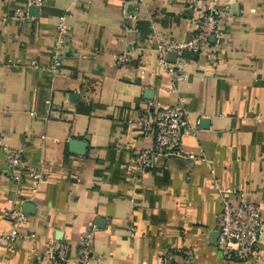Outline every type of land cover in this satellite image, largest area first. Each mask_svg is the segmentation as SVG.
<instances>
[{
  "label": "crops",
  "instance_id": "0c3cea01",
  "mask_svg": "<svg viewBox=\"0 0 264 264\" xmlns=\"http://www.w3.org/2000/svg\"><path fill=\"white\" fill-rule=\"evenodd\" d=\"M25 3L0 0V140L44 180L33 192L27 171L21 182L8 177L0 146V237L14 227L8 211L25 214L15 243H0V264H54L58 244L69 246L64 264H76L87 229L88 264H183V248L191 264H264V247L225 257L216 229L222 190L259 204L264 223V0L212 5L213 58H176L182 82L158 47L191 40L209 0L197 11L187 0H45L15 18ZM61 16L70 36L51 73ZM178 103L189 121L182 155L136 175L135 155L153 143L137 120Z\"/></svg>",
  "mask_w": 264,
  "mask_h": 264
},
{
  "label": "built area",
  "instance_id": "2783aa9c",
  "mask_svg": "<svg viewBox=\"0 0 264 264\" xmlns=\"http://www.w3.org/2000/svg\"><path fill=\"white\" fill-rule=\"evenodd\" d=\"M200 0H187L189 9L196 10ZM207 9L198 10V26L194 37L177 45L166 47L159 45V63L168 67L169 73L176 82L186 80V75L178 73L176 70L179 64L169 63L167 54L176 53L177 58H184L186 53L193 52L204 54L208 58H213L208 50L209 42L213 36L220 37L218 29V19L215 9L212 7L218 0H209ZM45 0H26L22 8L16 9L15 18L29 17L32 7H41ZM56 38L52 46V63L48 70L51 73L57 72L62 65L64 58V44L69 38V29L65 23V17L61 16L56 26ZM121 63L127 61V56L118 58ZM189 125L187 114L182 103L170 104L159 109H148L137 120V127L141 135L151 136L153 143L138 152L133 159V169L136 175L147 173L154 168L159 159L182 155L183 136ZM6 157L5 174L17 182L23 181L24 174H29L33 192H38L44 176L40 171L29 169L24 165L22 154L13 148L3 145L0 140ZM229 190H222L220 194L221 210L217 216V233L219 234L217 244L220 251L227 258H247L249 256H260L261 248L264 247L262 232L264 223L261 217V207L259 204L242 200L233 202L228 197ZM8 217L15 216L14 227L7 236L0 237V243L7 240L10 244L15 243L19 237V225L25 219L22 211H8ZM95 231L85 230L80 239L79 259L76 264H88L94 251ZM69 246L58 244L50 253V260L54 264H64L66 262ZM183 264H191V251L188 248L181 250ZM171 256V255H170ZM171 258V257H170Z\"/></svg>",
  "mask_w": 264,
  "mask_h": 264
},
{
  "label": "water",
  "instance_id": "95a60500",
  "mask_svg": "<svg viewBox=\"0 0 264 264\" xmlns=\"http://www.w3.org/2000/svg\"><path fill=\"white\" fill-rule=\"evenodd\" d=\"M33 8H34V9H35V8L37 9V7H32L30 10H33ZM168 56H173V57H174V60L171 61V62H172V63H175L176 58H177V54H176V53H169ZM185 57H189V58H198V57H199V54L189 52V53H186V54H185ZM71 145L77 149V151H76L75 153H77V154H79V155H84V154L86 153V149H87V144H86V143H84V142H76V141H72V142H71ZM263 230H264V229H263ZM218 236H219V234H218ZM262 240L264 241V234H263V236H262Z\"/></svg>",
  "mask_w": 264,
  "mask_h": 264
}]
</instances>
